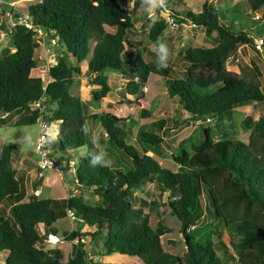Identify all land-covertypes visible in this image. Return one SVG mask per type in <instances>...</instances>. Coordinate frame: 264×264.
<instances>
[{
    "label": "trees",
    "instance_id": "16d2710c",
    "mask_svg": "<svg viewBox=\"0 0 264 264\" xmlns=\"http://www.w3.org/2000/svg\"><path fill=\"white\" fill-rule=\"evenodd\" d=\"M127 3L134 11L150 7L145 0H38L26 5L25 15L32 26L42 29L47 41L52 38L60 47L47 65V82L29 74L37 66L34 32L19 23L9 29L1 27L13 50L0 54V112L21 113L14 125L33 124L38 118H44L46 124L57 122L56 150L75 153L83 149V155L75 153L78 156L73 166V191L79 194L70 191L64 198H38L30 194L21 201L20 179L13 165L16 146L10 142L1 144L3 264H116L87 260L82 242L79 238L74 240L76 231L62 232V240L71 242L70 256L65 261H61L59 248H43L42 236L49 231L56 233L54 224L68 213L89 230L88 242L100 238V255H131L143 264H264V227L246 222L226 202L227 195L233 196L245 209L253 207L264 215V116L252 119L245 115L240 120V129L247 131L246 142L234 138L230 130L221 129L230 123L233 106L246 101L264 102V91L257 79L260 72L254 61L243 66L240 73L225 66L227 59L244 46L257 54L252 44L254 37L226 26L208 0H202L198 12L182 0H164L163 6L154 8L157 14L168 12L166 18L175 25L193 24L205 35L216 36L210 47L179 51L180 77L170 78L173 63L169 58L167 66L161 68L158 58L144 61L137 50L125 51L126 45L131 46L128 34L134 26L133 14L125 7ZM245 3L250 12L263 7L256 20L260 23L264 49V0ZM18 18L16 15L15 19ZM105 26L112 30H105ZM165 26V18L158 17L148 27L146 36L156 42ZM85 59V72L96 73L90 81L97 87L91 92L92 100L104 97L112 88L105 73L122 71L125 64L127 79L121 85L127 94H136L149 75L161 77L188 121L200 120L196 125V140L200 141L184 138L172 154L177 164L175 170L163 166L154 154L153 148L162 142L159 134L137 128L132 136L136 119L109 112L90 113L88 103L69 92L81 74L79 63ZM138 114L142 118L147 111L141 109ZM212 117L226 122L223 127V123L216 124L214 129L201 124ZM86 120L98 123L106 142L129 159V167L91 162L98 153L86 132ZM3 124L4 117L0 118V125ZM149 177L160 191L167 192L165 205L178 220L184 239L185 251L181 256L162 249L159 237L168 228L159 221L151 227L143 211L145 201L132 193V187ZM84 191L95 196L96 202L84 201ZM204 215L221 221L220 228L214 224L215 230H210L211 236L216 237L214 243L209 237L197 239L190 234V226L195 231ZM223 230L238 236L235 242L230 241L233 253L221 240Z\"/></svg>",
    "mask_w": 264,
    "mask_h": 264
},
{
    "label": "rangeland",
    "instance_id": "374dc122",
    "mask_svg": "<svg viewBox=\"0 0 264 264\" xmlns=\"http://www.w3.org/2000/svg\"><path fill=\"white\" fill-rule=\"evenodd\" d=\"M35 1L38 0H15L12 5H9V3L12 1L3 0L1 4L3 14H0V31H2L1 27L4 26L5 22L11 17L13 18L16 15H25L26 5ZM209 1L214 7L217 8L218 19L223 21L224 24L229 28L246 31L249 35L254 37V39L263 37L261 34L259 21L253 19L254 14L258 15L259 12H250L246 7L245 0ZM183 2L195 12L200 8L201 0H183ZM231 6H233V9H230ZM125 7L129 12H131V14H133L132 17L135 22L134 32L133 34H128V39L131 41V43H140L138 50L144 61L158 58V42L167 45L168 54L171 56V60L175 62L174 68L169 75L170 78L180 77V61H177L175 57V54L178 50H184L186 48L198 46L209 47L213 45L215 41L216 36L214 33L210 34V36H205L201 28L192 27L188 24L172 25L164 14H160V12L157 14L154 8L151 6L146 10L139 9L136 11L131 9L130 3L125 4ZM223 8H226V11H224ZM170 13H173L172 10H170ZM158 17L165 18L166 26L156 39V42H152L146 36V32L152 21ZM105 30L111 31L112 29L105 26ZM40 41L37 39L38 43L36 42L37 45L34 50L35 57L38 59V65L33 70V72L40 75L42 80L45 82L47 80L45 69L51 62L49 53L56 55V53L59 52L60 47L56 44H51L49 40L47 41L45 35L43 37L44 44H42ZM89 47H91V43ZM12 50L13 48L9 41L0 35V54ZM250 61H254L257 65V68L260 72L257 79L261 89L264 91L263 46L261 51H257V54L251 47H242L240 52H237L233 57L227 59L225 66L227 70L240 73V69L245 65L249 66ZM85 63L86 59L79 63L82 73L74 80L69 92L79 96L80 99L85 100L89 105L90 113L106 111L118 117H130L132 119H136L137 124L132 129V136H134L137 128H143L145 130L159 134L162 142L153 148L154 154L163 166L171 170H175L177 168V164L173 162L171 158L172 154L176 153L178 144L182 143L184 138L191 137L189 142L200 141L196 140L199 129L197 126L189 123V117L187 114L177 104L174 96L170 95L167 91V87L163 81V78L149 75L144 85L139 88L136 94H127L124 92V88H121L120 90L116 88L115 90L107 92L103 98H99L98 100L94 101L91 99V92L97 87L92 85L90 81L96 76V73L93 72L87 75V72L85 73ZM127 68L128 67L124 64L122 71H107L105 74L108 82L122 81L125 78L127 79V76L124 74ZM31 107H35V105H31ZM141 109H145L147 111V116L138 118V113ZM21 115V113H10L4 119V124L0 125V146L2 143L10 142L16 146L15 153L17 155H25L31 158L34 156L33 150L35 138L39 133H41L46 138L51 152H53V159L59 165V169H46L42 173L41 178H37L34 163L32 161H27L29 165H23L16 157L17 160L15 159L16 161H14L13 165L18 173L23 172L25 174L24 170H30L26 176L27 181L30 179L31 182H42L37 186L28 185V189H25V185H23V190L33 194L36 187L38 198H60L66 196V189H68V187L73 184V166L77 160L76 156L83 155V149L80 148L77 150L78 152H75L78 153V155L75 153H65L56 150L54 138L58 123H45L44 127L42 128L40 125L41 122H44V118H38L33 124L14 125L15 120ZM245 115L251 116L252 119H256L259 115L264 116V102L257 104L253 101H246L242 104L233 106L230 111V123H227V127L221 129L230 130L234 138L242 142H246L247 131L240 129L238 125L240 120ZM217 118L218 117L209 118L208 120L201 121V124L214 129L216 124L220 126V123H223L221 125V127H223L226 121L223 120L220 122V120ZM221 118L223 119V117ZM85 127L86 132L91 135L94 141L97 153L105 154L104 162H110L111 164H116L120 167H129V159L125 155H121L119 151L113 149L112 146L106 142L104 137L101 135V129L96 121L91 122L86 120ZM214 137L217 138L218 136L215 135ZM146 153L150 155L151 151H147ZM67 160L68 163L66 162ZM73 189L70 191L73 192ZM131 189L137 198L145 201L143 208L144 212L148 216L149 225L154 227L157 221H159L166 228H168V232L160 235L159 237L163 250L171 254L181 256L185 251L184 239L179 231L178 220L169 213V209L165 205L166 192L159 190L152 177L145 179L139 186L132 187ZM73 193L79 194L80 192ZM81 196L83 200L89 204L96 202V197L87 191L81 192ZM226 202L230 203L231 208H233L234 211H237L238 215L246 222L264 227V215L259 213L255 208L250 207L249 209H245L240 203L235 201L233 196L227 195ZM4 213L7 214L6 208H4ZM214 224L217 228L222 226L220 220H217L213 217L210 219L204 215V217L196 224L195 231L192 230L193 226H190V234L197 239L209 237L214 243L216 237L214 235L211 236L212 234H210L215 230L212 226ZM54 227L56 228L57 235L60 237L64 231H76L78 235L74 238V240L79 238L82 242L86 259L88 260L91 258L96 261V258H94L96 255L95 252L100 250V238L98 236L95 237L94 243L88 242L86 240V237L89 234L87 228L81 226L77 219L71 218L69 215H66L63 219L58 220V222L54 224ZM237 238L238 236L233 231H222L221 240L232 253L233 250L230 246V241L235 242ZM50 247H58L59 249L61 248L63 253L62 260H66L70 247L69 241L65 242V240H62L53 246L43 245L44 249ZM4 254L5 253L0 252V264H3L5 257ZM98 258L99 256L97 255V259ZM111 263L141 264V262L135 256L131 255H120L116 259H112ZM230 264L237 263L231 262Z\"/></svg>",
    "mask_w": 264,
    "mask_h": 264
},
{
    "label": "built area",
    "instance_id": "2783aa9c",
    "mask_svg": "<svg viewBox=\"0 0 264 264\" xmlns=\"http://www.w3.org/2000/svg\"><path fill=\"white\" fill-rule=\"evenodd\" d=\"M3 0H0V14H3L2 12V4ZM13 3L10 2L9 5H12ZM259 16V14H254L253 18L257 19ZM170 21V23L173 25L174 23L171 22L170 19H168ZM22 24L25 28L31 29L34 34V38L37 42V39H39V41L44 44L43 41V37L45 35L44 31L42 29H39L37 27L32 26V24L30 23L28 17L26 15L20 16V18L15 19V17H11L10 19H8L5 24H4V28H11L16 24ZM189 26L195 27L193 24H188ZM2 30V29H1ZM0 35L4 37V32L3 30L0 31ZM49 41L51 42V44H54L55 41L54 39L50 38ZM38 43V42H37ZM262 44H263V38L262 37H258L256 39L253 40V47L255 50L257 51H261L262 50ZM48 50V49H47ZM54 54L53 53H49V58L52 60L54 58ZM35 106L37 105L36 103L34 104ZM205 120H208V118H206ZM190 124H193L194 126H196L198 123H200V120H189ZM44 122H41V127H44ZM34 154H35V159H34V163H35V168H36V175L37 178H41L42 173L44 172V170L46 169H51V170H57L59 169V165L56 163V161L53 159L52 155H51V150L50 147L48 145V142L46 140V138L44 137V135H42L41 133H39L36 138H35V142H34ZM34 195H37V191L34 190L33 192ZM67 215L70 216V213H68ZM62 241V238L60 236H58L56 233L54 232H46L42 238H41V242L43 243V245H49V246H53L55 244H57L58 242Z\"/></svg>",
    "mask_w": 264,
    "mask_h": 264
},
{
    "label": "crops",
    "instance_id": "0c3cea01",
    "mask_svg": "<svg viewBox=\"0 0 264 264\" xmlns=\"http://www.w3.org/2000/svg\"><path fill=\"white\" fill-rule=\"evenodd\" d=\"M183 1V0H182ZM201 2H202V0H201ZM201 2H200V4H201ZM208 2L209 3H211L209 0H208ZM12 3H14V1H12ZM235 4V3H234ZM234 4H232V5H234ZM187 5V4H186ZM188 6V5H187ZM150 8V7H149ZM263 8V7H262ZM261 8V9H262ZM224 9V8H223ZM260 9V10H261ZM136 10H139V9H136ZM135 10V11H136ZM146 10V9H145ZM192 10V9H191ZM199 10H200V8H199ZM199 10H197V11H195V12H198ZM224 10H226V8L224 9ZM260 10L259 11H257V12H260ZM193 11V10H192ZM194 12V11H193ZM133 22H134V20H133ZM134 26H135V22H134ZM134 26H133V30L129 33V34H133V32H134ZM196 27V26H195ZM196 28H199V27H196ZM203 32V31H202ZM204 34V33H203ZM205 35V34H204ZM205 36H210V35H205ZM129 40V39H128ZM215 42V41H214ZM138 44H140V43H137V42H135V43H131V46L130 45H126L125 46V51L126 52H132V51H134V50H137L138 52H139V50H138V47H139V45ZM214 44V43H213ZM126 47H127V49H126ZM128 47H129V49H128ZM202 47V46H201ZM210 47V46H209ZM246 47V46H245ZM179 51H181V50H178L177 52H176V54H175V57H176V59H177V61H179V59H178V53H179ZM238 52H240V50L238 51ZM89 53H90V51H89ZM141 56V55H140ZM142 57V56H141ZM168 58L171 60V56L168 54ZM143 59V58H142ZM83 61V60H82ZM172 61V63H173V68H174V65H175V62L173 61V60H171ZM86 64V63H85ZM37 65H38V59H37ZM179 65H180V67H181V70H182V66H181V63L179 62ZM37 67V66H36ZM35 67V68H36ZM35 68H33V69H31L30 70V72H29V74H30V76H33V77H40V75H38V74H36L35 72H33V70L35 69ZM86 68V67H85ZM173 68H172V70H173ZM227 69V68H226ZM46 75H47V80L45 81V82H47V81H49V77H48V74H47V67H46ZM81 70V69H80ZM180 70V71H181ZM172 72V71H171ZM82 73V72H81ZM86 73V72H85ZM81 75V74H80ZM87 75H89L88 73H87ZM41 78V77H40ZM76 78H78V76L76 77ZM42 79V78H41ZM126 80V78L124 79V80H122V81H116V82H109V84H111V86H112V88L109 90V91H111V90H115L116 88H118L119 90L121 89V88H123V86L121 85L122 84V82L123 81H125ZM108 81V80H107ZM163 81H164V79H163ZM146 82V81H145ZM144 82V83H145ZM144 83L142 84V85H144ZM108 91V92H109ZM125 92V91H124ZM122 93V92H121ZM126 93V92H125ZM103 98V97H102ZM85 101V100H84ZM88 109H89V105H88ZM102 112H104V111H102ZM106 112V111H105ZM4 117V119L7 117V115H5L4 113H2V112H0V118H3ZM127 118V117H126ZM102 132V131H101ZM102 136H103V133L101 134ZM16 154V153H15ZM15 156V155H14ZM18 158V161L20 162V163H22L23 165H29V161H32L33 163H34V159H35V154H34V156L33 157H28V156H21V155H17L16 154V156H15V159L17 160V158ZM15 160V161H16ZM28 161V162H27ZM109 165H114V166H116V164H111L110 162L108 163ZM34 165H35V163H34ZM15 168V167H14ZM15 171H16V176L17 177H19V179H20V190L22 191V193H23V198H22V200L21 201H25L27 198H28V196L30 195V194H32V193H30V192H26V190L24 191L23 190V188H22V186L23 185H25L24 186V188L25 189H28V185H35V186H37L38 184H41L40 182H31V180L29 179V181H27V173L28 172H30V170H28V171H25L24 170V172H25V174L23 173V172H20V173H18L17 172V170L15 169ZM25 179V180H24ZM56 181H58V180H56ZM27 183V184H26ZM61 183H63V182H61ZM73 189V184L71 185V186H69L68 187V189H66V191H67V195L66 196H64V197H67L68 195H69V193H70V190H72ZM35 191H36V187H35V189H34ZM69 190V191H68ZM69 192V193H68ZM73 192H75V191H73ZM133 193V192H132ZM167 193V192H166ZM37 194H38V192H37ZM64 197H60V198H64ZM46 198H55V197H46ZM137 205V204H136ZM135 205V206H136ZM143 211H144V208H143ZM63 219V218H62ZM60 220V219H59ZM58 222V221H57ZM88 230V229H87ZM88 232H89V230H88ZM57 234V233H56ZM221 235H222V233H221ZM65 242H67V241H65ZM70 242V241H69ZM162 247V246H161ZM58 248V247H57ZM84 249V248H83ZM163 249V248H162ZM60 250V252H61V260H62V256H63V253H62V250H61V248L59 249ZM70 250H71V242H70V247H69V253H68V257L70 256ZM96 253V255H95V257L94 258H96V261H98V262H101V263H111L112 262V259H116L118 256H120V255H123V254H118V253H112V254H108V255H100V254H98V252H95ZM169 253V252H168ZM5 255V254H4ZM97 255L99 256V258L97 259ZM67 257V258H68ZM66 258V259H67ZM137 258V257H136ZM91 259V258H90ZM138 259V258H137ZM93 260V259H92ZM139 260V259H138ZM62 261H65V260H62ZM140 261V260H139ZM141 262V261H140ZM135 264V263H134ZM141 264H143L142 262H141Z\"/></svg>",
    "mask_w": 264,
    "mask_h": 264
},
{
    "label": "clouds",
    "instance_id": "9594fccd",
    "mask_svg": "<svg viewBox=\"0 0 264 264\" xmlns=\"http://www.w3.org/2000/svg\"><path fill=\"white\" fill-rule=\"evenodd\" d=\"M145 2L150 5L151 7L155 8L156 6H163L164 0H145ZM159 55L157 64L159 67H166L167 66V60H168V49L167 45L164 43H159ZM104 156L105 154L100 153L92 157V163L98 164L104 162Z\"/></svg>",
    "mask_w": 264,
    "mask_h": 264
},
{
    "label": "water",
    "instance_id": "95a60500",
    "mask_svg": "<svg viewBox=\"0 0 264 264\" xmlns=\"http://www.w3.org/2000/svg\"><path fill=\"white\" fill-rule=\"evenodd\" d=\"M160 14H164L165 16H168V12L160 11Z\"/></svg>",
    "mask_w": 264,
    "mask_h": 264
}]
</instances>
